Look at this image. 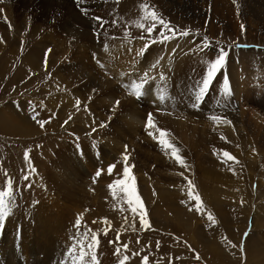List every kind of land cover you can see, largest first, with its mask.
<instances>
[{
    "label": "rangeland",
    "instance_id": "1",
    "mask_svg": "<svg viewBox=\"0 0 264 264\" xmlns=\"http://www.w3.org/2000/svg\"><path fill=\"white\" fill-rule=\"evenodd\" d=\"M126 1L133 0H87L80 6L75 0H0L1 12L13 16V25L7 28L9 40L0 35V191L12 193L11 214L0 222V264H73L69 251H80L78 241H84L87 247L85 232L89 238L93 233L98 238L94 248L97 264H120L125 255L129 257L127 264H142L144 256L149 264H164L166 259L171 260L168 264H219L218 258L221 264H264V150L257 147L261 151L249 152L251 159H257V164L250 163L243 156L247 151L239 144V137L232 142L217 132L218 125L228 124L233 134L243 135L233 93L241 88L232 90L235 80L248 82L249 86L243 88L248 95L247 106L251 114L264 121V0H230V18L226 15L228 3L223 1H216L213 12L210 1L201 6L203 0L141 1L177 32L188 30L190 35L165 43L147 42L150 46L140 55L145 45L138 42L155 39L162 26L157 25L151 37L142 28L139 34L149 40L132 39L138 34H129V40L115 39V44H124L115 59L112 55L117 51L108 46L101 50L99 42L112 35L109 31L117 22L116 17H109L107 8L120 7ZM82 8L89 9L86 15ZM94 17L106 21L103 27ZM0 21L4 23L6 18L0 16ZM233 23L244 25L239 42H249L245 38L251 27L262 45L235 44L230 29ZM205 37L211 45L208 49L198 47ZM14 42H18L16 49L6 46ZM237 45L250 48L239 49ZM154 46L159 52L151 53ZM220 48L229 52L226 71L218 74L199 108H193L194 93ZM35 51L41 64L33 70L25 63V55ZM162 74L164 79L160 78ZM225 74L230 95L224 92ZM142 83L143 95L138 99L133 85ZM157 83L176 92L172 95V90L166 91ZM148 84L155 86L159 94L152 97L162 105L163 100L168 104L171 100V108L158 109L144 100L151 97ZM131 101L139 106L134 110L143 123L152 115L155 128L135 129L129 124L126 111ZM213 115L222 120L212 121ZM168 119L187 124L186 129L206 127V132L211 131L206 138L219 135L225 138L224 144L207 145L213 147L212 156L205 159L198 156L199 152L191 154L180 146L191 139V132H186V139L177 136L166 127ZM37 120L48 122L40 128ZM101 123L106 126L101 128ZM148 139H163L179 152L174 154L165 146L143 148ZM236 148H243V154L234 157ZM225 151L235 160L224 157L215 162L213 154L223 155ZM166 158L172 166L161 161ZM113 164L115 169L109 174L107 169ZM125 166L131 171L129 184L135 183L136 194L144 205L150 225L147 228L140 225L139 210L135 214L131 211L125 185L115 184L117 179H126ZM198 168L211 169V179L206 178L208 175L200 177L203 171ZM254 174L257 176L253 178ZM234 178L247 179L245 188H235ZM252 178L254 182L249 186ZM185 180L187 183H182ZM109 191L119 194L114 196ZM189 192L200 197L199 211ZM236 193L238 197L232 196ZM241 205L247 208L248 217L240 210ZM177 211L184 214L183 223L174 221ZM209 214L215 223L208 220ZM239 216H243L241 221ZM77 218L81 221L79 229L75 226ZM245 218L246 227L239 232ZM124 245L128 246L126 252ZM117 248L119 254H115ZM207 253H215L216 259L208 255L205 258ZM86 259L91 260V253Z\"/></svg>",
    "mask_w": 264,
    "mask_h": 264
},
{
    "label": "bare ground",
    "instance_id": "2",
    "mask_svg": "<svg viewBox=\"0 0 264 264\" xmlns=\"http://www.w3.org/2000/svg\"><path fill=\"white\" fill-rule=\"evenodd\" d=\"M2 1V0H1ZM22 1H27V0H22ZM100 1H102V2H105V1H108V0H98V2H100ZM138 1H140L139 2V4H137V3H135V2H138ZM138 1H136V0H133V1H126V2H123V3H121L120 4V7H117V8H115V7H112V6H110V7H108L107 8V10H108V14H109V17H116V19H117V22H115V24L112 26V29L109 31V33H111L112 35H110V37H107V38H104L102 41H100L99 42V44L102 46V49L101 50H103L104 49V47H109V48H113V49H115L117 52L116 53H114L112 56H115V59H117L118 57H119V55L121 54V52H122V48H123V46H124V44H122V43H119V44H115V39H119L118 41H121V39H125V40H129L130 38H132L130 35H134V34H138L136 37H133L132 39H134V38H139V39H141V37H143V40H146V39H148L149 40V38H147L144 34H139V32H141V31H143V29L146 31V29H147V27H150V24L153 22L152 20H151V18L150 17H148V15H147V13L149 12L148 10L147 11H145V7L144 6H142L141 4V1H144V0H138ZM147 1H149L150 2V0H147ZM153 1V0H152ZM173 1V0H172ZM202 1V0H201ZM204 2H200L199 3V6H201V5H203V4H207V1H210L212 4H214L212 7H211V11L213 12L214 11V8H215V5H216V1H223L224 3H228L227 4V7L229 8L228 10H227V12H226V15L230 18V16H231V13H232V11H231V6H230V0H203ZM193 5L195 6V4L193 3ZM221 5H225V4H221ZM118 6V5H117ZM196 7H198V6H196ZM183 10H185V8H183ZM198 10H200V9H198ZM224 11V10H223ZM0 16H4L5 18H6V21H4V23L3 22H1L0 21V23L2 24V26L0 25V35H1V37L3 38V39H7V40H9V35H8V33H7V28H8V26H12L13 25V23H12V18H13V16L11 15V14H9V12L8 11H4V12H1L0 11ZM147 17V18H146ZM14 21V20H13ZM138 24H143L145 27L142 29V28H140V27H138L137 25ZM126 29V30H125ZM216 29H218V28H216ZM231 29V36L233 37V38H235V44H256V45H262V43H261V39H257V36H254L253 35V33L255 32V28H251V27H248V37L247 38H245V40H249V42L248 43H241V42H239V40L240 39H237L238 37H239V34H243V32L241 31V27H238L237 26V24H235V23H233L232 24V27L230 28ZM2 30V31H1ZM34 32V31H33ZM147 32V31H146ZM127 33V35H125ZM130 34V35H129ZM158 36V35H157ZM156 36V37H157ZM13 37V36H12ZM16 41V40H15ZM147 42H150L151 43V41L149 40V41H147L146 40V42H138L139 44H146ZM18 44V42H14V43H12L11 44V46H9V45H6L8 48H10V49H16V47H17V44ZM148 44V43H147ZM168 50H170V45L168 46ZM30 51V50H29ZM154 52H159V49H158V47H156V46H154V50L151 52V53H154ZM240 53H246V52H240ZM112 56H109V58H111V60H114V59H112ZM71 58L70 59H73L72 57H74V56H70ZM76 57V56H75ZM79 57H81V55H79ZM47 58H49V57H47ZM77 58V57H76ZM114 58V57H113ZM145 58H147L146 56H144V58H143V60H145ZM141 59V58H140ZM139 60V59H138ZM137 59H136V61H138ZM117 61V60H116ZM150 61V59L149 60H147V62H149ZM25 63H27L33 70H34V68H38V64H41V62H40V57H39V55H38V52L37 51H35V52H32L31 54L30 53H28V54H26L25 55ZM80 63H81V66L82 67H84L85 69H89L84 63H83V61H80ZM116 63V62H115ZM121 66H123V64L120 62L119 63ZM110 67V66H109ZM140 70H147L146 68H140ZM136 72V71H135ZM5 73V72H4ZM114 73H117V72H114ZM137 73H139V71H138V69H137ZM151 77V76H150ZM145 80V79H144ZM157 80V79H156ZM122 81H125V78H124V76H122ZM149 81V80H148ZM148 81H146L147 83H148ZM116 82V81H115ZM118 82H120L119 80H118ZM235 83L233 84V82H232V85H233V89L232 90H235L236 88L237 89H240L241 88V91H236V92H233L235 95H236V97H235V99L237 100L236 102V111L238 112V114L234 111V113H236V115L238 116V121H240V123H241V127H243V135H240V134H238L237 132H235L234 134H233V132H232V130H231V127L228 125V124H223V125H218L219 126V128H218V133L219 132H221V134H223V135H225L226 136V138H229V140H231L232 142H234L235 141V137H239L240 139H239V144L242 146V147H245V149H246V151H247V153L245 152V154L243 155V156H245L246 157V159H248L249 160V162L251 163V162H255L254 164H257V159H251L250 157H249V152H259V151H261V149H263L264 150V121H261L260 120V116H257L256 114H251L250 113V111L251 110H249L250 108L247 106L248 105V99H247V97H248V95H247V93H245L244 92V90H243V88H244V86H246V85H248V82L247 83H245L244 81L243 82H239V81H234ZM158 85H160L162 88H166V91H169V90H172V92H171V94L173 95L175 92H176V90L174 89V88H171V89H169L170 87H168L167 85H165V84H163V83H157ZM251 84V83H250ZM249 86V85H248ZM148 88H149V90H150V92H148V95H150L151 97H148V100H147V97L146 98H144V100L145 101H148V103L149 104H152V107H155V108H158V109H165V108H171V100H170V102H169V104H168V100L167 101H164L163 100V105H162V103L159 101V99L158 100H155V98H153L152 96L153 95H156L157 97H159V94L157 93L156 94V91H155V89H156V87L155 86H153L152 84H148V86H147ZM247 87V86H246ZM118 88V87H117ZM174 90V91H173ZM155 91V92H154ZM120 92V91H119ZM145 92V91H144ZM153 92H154V94H153ZM233 94V95H234ZM168 95H169V92H168ZM122 100V99H121ZM112 101V100H111ZM158 101H159V104H157L158 103ZM127 102V101H126ZM154 104V105H153ZM135 106L137 107V108H139V106H137L136 105V103H134L133 101H131V103H130V105H129V107H128V112L126 111V114H127V116H128V118L126 119L128 122H129V124H134L135 125V129L138 127L139 128V126L140 127H142V128H147V123H143L138 117H137V115L135 114ZM123 109V108H122ZM130 112H131V114H130ZM192 115V114H191ZM194 116H189V119H191V118H193ZM196 117H198V116H196ZM230 117H231V115H230ZM123 118V117H122ZM199 119V121L201 122L202 120H201V118L200 117H198ZM123 120H125V119H123ZM168 124L166 125V127L167 128H169V129H173V131L175 132V134L177 135V136H179V137H181V138H184V139H186L185 137V134H186V132L188 131V133H189V131L191 132V135H190V137H191V139L189 138H187L186 139V142L185 143H181L182 145H180L182 148H184L185 150H188V151H190V153L191 154H193V153H197V152H199V154H198V156H201V157H206L207 156V158H208V156H212V155H210V151H211V148H213V147H208L207 145H209V144H214V145H216L217 147H222L223 145L222 144H224V140L219 136V135H213L212 134V136L210 137H208V138H206L205 136H208V134L211 132H206L205 130H207L206 129V127H205V129L203 130V129H198V128H196V127H190L189 129H186L185 127H186V125L187 124H185V123H182V122H177V121H174V122H171L172 120L170 119H168V120H165ZM228 121V120H227ZM123 123V122H122ZM29 124V123H28ZM220 126L222 127V128H220ZM119 127V126H118ZM188 127V126H187ZM27 128H28V125H27ZM150 129H152V128H150ZM36 130V129H35ZM219 130H221V131H219ZM24 131V130H23ZM22 131V133H24ZM33 132V130L32 129H30V132ZM238 131V130H237ZM242 131V130H241ZM32 132H31V134H32ZM22 133H21V135H22ZM187 136H188V134H187ZM242 136V137H241ZM193 137V138H192ZM197 138V139H196ZM193 139H196V140H193ZM149 140V139H148ZM145 144L146 145H144L143 146V148L144 147H148V146H151V148H156V149H163L164 148V146H162L161 144H160V140L159 139H157V140H152V141H148V142H145ZM244 145H246V146H244ZM255 145H256V147H255ZM237 147V146H236ZM257 147H260L261 149L260 150H257ZM146 149H148V148H146ZM205 149H207V151L205 150ZM242 150H243V148H241V150L240 151H237V148H236V154H233V156L235 157V156H237V155H239V153L241 152L242 154H243V152H242ZM141 151H143V154H146V152L144 153V151L145 150H140V153H141ZM108 152V151H107ZM258 154V153H257ZM260 154V153H259ZM262 154V153H261ZM254 155V154H253ZM146 156V155H145ZM213 156L215 157V158H217L216 159V161L215 162H217L218 160H220V159H223L224 158V156L221 154V153H214L213 154ZM263 156V155H262ZM205 159V158H204ZM162 162H164L165 163V165L166 166H172V161L170 160V159H168V158H166V159H164V160H161ZM162 162L160 163L161 165H162ZM90 164L91 165H93V163L92 162H89V166H90ZM249 166H248V168L249 167H251V164H248ZM213 166L214 167H216V166H219V165H217V164H213ZM235 165L232 163V165H231V167H234ZM214 169V168H213ZM235 169V168H234ZM198 170H199V172H201L200 170H202L203 172H202V175L200 176V177H206L208 174H210V172L212 171L211 169H208L207 168V170L206 169H202V168H198ZM215 173V172H214ZM210 176H212V175H208V177H206L207 179H209L210 178ZM213 176H214V174H213ZM221 176V175H220ZM255 176H257L256 174H254L253 175V178L255 177ZM212 178H214V177H212ZM252 178V182H250V184H249V186H251L252 185V183L254 182V179ZM201 179V178H200ZM211 179V178H210ZM238 179V178H237ZM237 179H235L234 178V186H235V188H245V185H246V183H245V181L247 180V179H241V180H237ZM249 179V178H248ZM157 180V179H156ZM212 180H214L215 181V178L214 179H212ZM187 181L188 180H185V181H183L182 183H187ZM207 181V180H206ZM209 181V180H208ZM217 181V180H216ZM260 181V180H259ZM200 183H202L203 184V182L200 180L199 181ZM175 185H176V183H175ZM186 185V184H185ZM211 187V186H210ZM213 189L214 188H210V190H212L213 191ZM211 191V192H212ZM116 192H118V191H109L108 193L109 194H113V193H116ZM208 192V191H207ZM119 194V193H118ZM118 194H116V195H118ZM157 194V193H156ZM159 194V193H158ZM165 194V193H164ZM222 194H223V192H221V194L219 193V195L222 197ZM258 194V193H257ZM115 195V196H116ZM210 195V194H209ZM238 193H236L235 195L233 194L232 196H236V197H238ZM160 196V195H159ZM158 196V197H159ZM169 196V195H168ZM204 196V195H203ZM202 196V197H203ZM225 196H226V194H225ZM161 197V196H160ZM167 197V196H166ZM206 197V196H205ZM214 197V196H213ZM248 197V193L246 194V198ZM204 198V197H203ZM246 198L244 199V201H247L246 200ZM259 198V197H258ZM166 199V198H165ZM164 199V200H165ZM162 200V199H161ZM207 200V199H206ZM163 201V200H162ZM167 202V201H166ZM208 202V201H207ZM164 203H165V201H164ZM172 204V203H171ZM115 205H118V203H115ZM170 206V205H169ZM168 207V206H167ZM170 207H172V206H170ZM246 207L245 206H240V210L242 211V212H244V211H246ZM174 211V210H173ZM241 212V213H242ZM102 213V212H101ZM102 214H104V213H102ZM102 214H100V215H102ZM249 214V213H248ZM248 214H247V211H246V215H247V217H248ZM184 214H181L180 212H175L174 213V216H173V219H174V221L177 223V224H179V223H183L184 221H185V219H184ZM242 217L243 216H239V218H238V221H241L242 220ZM246 217V218H247ZM246 218H245V221L242 223V226H241V229H240V231L239 232H241V230H243V228H244V225H245V227H246V222H247V220H246ZM248 219V218H247ZM189 224V223H188ZM188 224H186V226H187V228H189V226H188ZM238 225V224H237ZM262 238H264L263 236H262ZM192 239H194L193 237H192ZM251 240V239H250ZM178 245V244H177ZM118 247H119V245H117ZM44 249H46V248H44ZM206 255H208V256H214L215 257V259H216V254L215 253H207V254H205L204 256H205V258H206ZM185 258H186V260H187V256H185ZM208 259V258H207ZM221 260V258H218V260H216V262L218 261V263L219 264H221L222 263V261H220ZM225 261V260H224ZM171 262V260L170 259H166L165 261H164V264H168V263H170ZM228 262V261H227ZM229 263V262H228ZM228 263H223V264H228Z\"/></svg>",
    "mask_w": 264,
    "mask_h": 264
},
{
    "label": "snow or ice",
    "instance_id": "3",
    "mask_svg": "<svg viewBox=\"0 0 264 264\" xmlns=\"http://www.w3.org/2000/svg\"><path fill=\"white\" fill-rule=\"evenodd\" d=\"M75 3L77 4V6H80L82 4H86L87 0H75ZM0 11H3L2 9H0ZM83 14H87V12L89 11V9L87 8H82L81 9ZM145 11H147V9H145ZM148 17L151 18V20L153 21L152 25L150 27H147L146 31L149 34V36L151 37V34L153 33V31L155 30V28L157 27V25H161L162 29L159 33V35L155 38L151 40V43H165L168 42L174 38H183V37H188L190 35V32L188 30H183V31H179L177 32L176 29L172 28V26L167 23L166 21H164L162 18H160L158 16V14L155 11H151L147 13ZM147 18V17H146ZM95 20L100 22V26L103 27L104 23H106V21H103L100 17H94ZM140 28H144L145 26L143 24H138L137 25ZM241 31L243 32L244 30V25L241 24ZM169 33H171L169 35ZM127 35V33L125 34ZM141 39H143V37H141ZM218 43V42H217ZM150 45L149 44H145V48L143 50H141L140 55H143V51L146 50ZM238 47L240 45H237ZM246 46V45H244ZM198 47H201L203 49H208L211 47L210 42L208 40L207 37L204 38L202 44ZM48 52L51 51V49L47 50ZM229 56V52L225 51L223 48L219 49L218 55L215 56V59L210 62L207 65V70H206V74L203 77V79L199 82V87L198 89L195 91L194 93V98H195V103H193L192 107L193 108H199L200 104L205 100L207 94L209 93L210 89L212 88L213 84L216 82V77L218 76V74H220V72L222 70L226 71V67H227V58ZM160 59H163V57H161ZM159 63V61H157V64ZM47 64V60L45 59V66ZM153 67H156V65L154 64ZM145 78H147V73H145ZM161 79H164L163 74L160 77ZM223 83L225 85L224 88V92L225 95H230V91H229V81H228V77L225 74V76L223 77ZM143 83L142 84H134L133 85V91L135 96L139 99L142 97L143 93L141 92V88L143 87ZM95 91V90H93ZM161 99H163V97H161ZM116 105H119V101H116ZM77 106H79V101H77ZM34 120L36 119L35 116L32 117ZM69 119H71V117H69ZM210 119L212 121H216V122H220L222 120L221 117L218 116H211ZM48 121H44V120H37V123L39 124L40 128H44L45 124ZM227 122V121H224ZM67 123V122H66ZM106 125L101 123L100 127L103 128ZM155 124L153 122V118L152 115L149 114L147 117V128H155ZM95 131V129L93 130ZM149 135H152L151 132H149ZM160 135L163 137L165 135L164 132L161 131ZM222 139H225L224 137H221ZM160 144L162 146L171 148V151L175 154L179 152V149L176 148L174 145H171L170 143H168L165 140H160ZM223 156L227 158V161H234L235 158L233 156H231L228 152H224ZM25 158L28 159V153L26 152L25 154ZM128 157H125V160H127ZM176 159L178 162H180V164L182 166H184V161L182 160V158L180 156H176ZM225 161V162H227ZM115 169V165H110L107 169L109 174H112L113 171ZM101 175V171L98 170L96 173V176L99 177ZM123 176L126 178L124 180L121 179H117L115 181V184H123L125 185V190L127 191V195H128V204L131 206V211L135 214L137 213V211L139 210V216H140V225L142 228H147L149 227V221L146 219V212L144 209V205L141 202V198L136 194V186L135 183H130L129 181H131L132 177H131V171L130 168L128 166H125L123 169ZM25 179H27V176H25ZM189 187H192V182L189 181L188 182ZM110 188L112 187V185L109 186ZM113 195L115 196V193H113ZM189 196L194 199L197 202V210L199 211V204H200V197L198 195H193L192 192H189ZM12 199V193L11 191H0V222H3L4 220L7 219V217L11 214V208H10V200ZM208 220L213 221V223H215L213 217L209 214L208 216ZM75 226L77 229H79V227L81 226V221L79 218H77V220L75 221ZM84 239L88 241L87 243V247H85L84 241H78L77 246L80 248V251L77 253L75 248H72L71 251H69V255L73 258V264H97V258L95 255V251L94 248L98 245V238L97 236L93 233L92 236L89 238L87 235V232H85V236ZM113 243V242H110ZM235 247V245H233ZM127 245H124V251H127ZM89 253H91V260L88 261L86 258L89 256ZM120 253V249L117 248L116 249V253L115 254H119ZM133 255H136L135 253H133ZM197 259H199V256L196 257ZM129 257L127 255L124 256L123 260L120 261V264H127ZM142 264H149V258L147 256H144Z\"/></svg>",
    "mask_w": 264,
    "mask_h": 264
}]
</instances>
